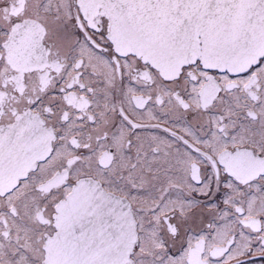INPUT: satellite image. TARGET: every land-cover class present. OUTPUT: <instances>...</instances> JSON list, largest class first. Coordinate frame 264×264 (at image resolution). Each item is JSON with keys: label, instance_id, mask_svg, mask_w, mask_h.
<instances>
[{"label": "snow or ice", "instance_id": "1", "mask_svg": "<svg viewBox=\"0 0 264 264\" xmlns=\"http://www.w3.org/2000/svg\"><path fill=\"white\" fill-rule=\"evenodd\" d=\"M0 264H264V0H0Z\"/></svg>", "mask_w": 264, "mask_h": 264}]
</instances>
